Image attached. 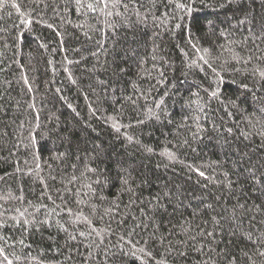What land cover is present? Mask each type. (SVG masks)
I'll return each instance as SVG.
<instances>
[{"label":"snow or ice","instance_id":"1","mask_svg":"<svg viewBox=\"0 0 264 264\" xmlns=\"http://www.w3.org/2000/svg\"><path fill=\"white\" fill-rule=\"evenodd\" d=\"M198 2L205 0H31L35 7L24 11L17 0H0V13L14 9L20 24L29 29L43 24L56 33L61 45L63 33L44 21L36 9L45 14L51 9L54 18L81 30L88 40L95 34L96 50L90 55L96 63L90 71L109 73L110 78L97 77L95 87L89 85L96 95L95 104H88L92 117L102 121L133 154L157 158L156 169H174L179 164L207 190L206 195L195 196L179 184L160 183L159 175L152 179L124 157L115 160L114 168L108 167L111 156L105 155L101 144L87 137L73 144L69 134L73 129H61L55 113L41 122L34 96L25 102L31 118L22 120L13 114L8 122L9 109L0 93V163L12 168L0 181L7 183L9 175L19 181L15 194L0 195V264H264V159L253 162L250 153L238 150L232 167L225 168L228 160L196 165L182 158L189 152L198 154V146L209 133L222 137L218 144L226 157L231 138L250 143L258 140L264 148V19L258 27L246 26L250 36L242 42L220 32L224 43L204 47L186 26ZM7 15L10 18L11 12ZM70 15L83 23H73ZM121 30L130 33L133 42L139 33L150 36V50L141 56L138 48L126 47L122 62L114 56L110 66L107 58L101 64L99 49H105L107 56L105 46L111 42L114 51ZM178 30H183L186 46L196 57L181 49L187 57L186 67L200 82L194 84L195 91L190 87L186 96L169 101L168 89L159 92V87L168 83L166 73L174 65L162 54L160 42L165 34L174 35ZM23 39L21 32L12 38V45L5 42L4 47H18ZM3 63L0 59V72L5 71ZM13 63L20 69L27 92L33 93L24 65L18 60ZM68 63L79 64L80 60ZM65 71L77 85L71 72ZM237 73L248 79L237 84L238 94L225 104L222 89L236 84ZM7 83L10 88L11 82ZM178 92L176 88L171 95ZM249 99L252 103L244 108ZM213 101L225 113L219 123L214 119ZM68 107L79 115L71 104ZM16 111H20L19 102ZM156 131L160 137L143 140L145 134L152 137ZM192 200L199 202L193 204ZM12 202L14 206H6ZM44 230L48 247H41L33 256L36 242L29 240L36 233L43 236ZM17 245L21 254L7 251L15 252Z\"/></svg>","mask_w":264,"mask_h":264},{"label":"trees","instance_id":"2","mask_svg":"<svg viewBox=\"0 0 264 264\" xmlns=\"http://www.w3.org/2000/svg\"><path fill=\"white\" fill-rule=\"evenodd\" d=\"M17 2L21 4V9L24 11L32 10L35 7L31 3V0H17ZM221 4H224V6L220 7L219 5ZM196 9L192 16L187 18L186 26L197 37L199 44L204 47L224 43L225 41L220 37V32L228 34L230 40L242 42L246 37L250 36V33L245 31L246 26L258 27L260 21L264 19V0H235L232 4H227L225 0H205L204 3L198 2ZM8 12H11L10 18L7 15ZM36 12H40L44 21L54 24L63 33V44H60V38L56 36V33L44 27L43 24H33L31 29L25 25H21L20 17L14 9L9 8L5 10V13H0V15H4V20L0 21V28L7 30L0 32V52L4 54L0 59H3L4 63L2 66L5 67V71L0 72V93H3L5 96L9 109L8 117H5V119L10 122L9 118L13 114L18 115L22 120L25 117L30 119L31 117L28 112L25 111L27 108L25 102H31V97L34 96L38 109H41V122L47 116L55 113V115L60 117L61 129H73L69 133L72 136L73 144L78 143L85 137L101 144L105 149V155L111 156V159L108 161V167L114 168L115 160L124 157L134 161L136 166L148 172L152 179L155 180L157 175H159L161 177L160 183L167 180L181 185L183 188L189 190L191 195L199 196L201 193L206 195L207 190L195 183L196 176L188 173L186 168L177 164L174 166V169L165 170L162 167L156 169L155 165L159 162L157 158H147L140 153L133 154L130 149H126L123 146L121 140L115 138L114 134L109 131L102 121L92 117L88 104H95L96 95L91 92L89 85L95 87L97 77L110 78L109 73L102 71L93 73L90 71L96 63V58L90 55V51L96 50L95 39L98 37L93 34V39L88 40L81 30L62 22L58 18H54L51 9L46 10V14L41 9H36ZM36 12H33V16L36 15ZM70 19L73 23H83L75 15H70ZM241 20H244L246 23L241 24ZM183 27L182 25V29ZM21 32H23L24 39L18 47L15 45L10 48L4 47L5 42L12 45V38ZM138 36L139 38L133 42L132 35L130 33L125 34L121 30V33L117 35L119 45L114 51L111 42L105 46L108 49L107 56L105 49H99L100 63L103 64L105 58H107L109 62L108 66H110L114 56L118 62H122L120 60L122 50L130 46L138 48L139 54L145 56L151 48L150 36H146L143 33H139ZM160 43L164 50L162 54L170 59L174 67L167 70L168 83L160 86L159 92H165L168 89L169 101L179 100L187 95L188 88L191 87L195 91L194 84L200 82L196 74L187 69L185 63L187 57L183 56L181 49L184 52H188V55L193 59H196V57L192 50L186 46L183 30L176 31L174 35L165 34ZM41 44L46 47H41ZM249 46H251V41H249ZM223 55L227 57L229 53L225 51ZM65 57H67V60ZM82 57H87V59H82ZM13 60H18L24 65V73L32 84L33 93L29 94L27 92L26 87L20 80V69L13 63ZM68 60H80V63L69 64ZM129 64L132 68L135 67L134 64H131V61H129ZM146 66L150 67V63ZM96 67L99 69L100 65L97 64ZM65 68L77 80V85H73L69 81L68 72L65 71ZM132 78L135 79L134 74H132ZM228 79L230 78L226 77V80ZM247 79V77H241L237 73L235 74L236 84H229L223 87L222 98L225 104H227L229 98L234 99L238 94L237 84ZM9 81L11 82L10 88L7 83ZM176 88H179V92L175 96H172L171 93H175ZM56 89H60V92L57 93ZM85 95L88 96V99H85ZM192 99L195 98L193 97ZM17 102L20 104V111L18 113L16 111ZM250 103L252 101L249 99L248 103L244 104L243 107L248 108ZM68 104H71L77 110L78 116L72 112ZM103 107L106 108L107 105L105 104ZM175 107L178 110L179 105ZM212 108L215 112L214 119L219 123V118L225 116V113L221 105L216 101L212 102ZM176 119L179 121L180 117L177 116ZM236 119L239 120L241 117L237 115ZM225 123H229L227 117H225ZM229 126H231L230 123ZM240 126L245 127L243 123ZM48 127L51 128L52 125L49 124ZM92 129H95V131H92ZM149 130L151 129H146L145 132ZM157 137H160V132L158 131L152 137L145 134L142 138L145 142H148L150 140L154 141ZM231 139L232 143L227 149L230 158L226 157L224 152L220 150L218 140L222 141V137H217L215 133H209L198 146V154L189 152L182 158L185 159L186 163L191 162L196 165L228 160V163L224 165L225 168L232 167L231 161L238 158V150L250 153L253 157V162H256L258 159H264V148L260 146L258 140L250 143L235 138ZM43 143L47 144L48 141L45 140ZM44 155L46 158V151ZM219 170L217 169V171ZM11 172L12 168L10 165L0 163V176H5ZM190 176L191 178H189ZM18 183L19 181L16 177L9 175L7 183L0 181V195H6L8 192L15 194ZM36 187L38 190L39 186L37 185ZM27 188L28 181L25 180L26 191ZM212 191L216 195L219 194L215 192V189ZM206 198L211 199V197L207 196ZM198 202V200H192L193 204ZM0 203H3V201H0ZM14 204L15 202H12L11 205L6 206H14ZM47 234V230H44L43 236L40 233H36L30 238L29 242H36L32 252L33 256L38 254L41 247L47 249ZM15 238L19 239V236L17 235ZM7 251L12 255L21 254L19 245H17L15 252L10 248Z\"/></svg>","mask_w":264,"mask_h":264}]
</instances>
